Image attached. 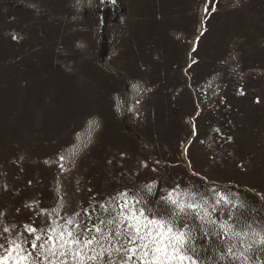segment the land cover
<instances>
[{
    "label": "rangeland",
    "instance_id": "1",
    "mask_svg": "<svg viewBox=\"0 0 264 264\" xmlns=\"http://www.w3.org/2000/svg\"><path fill=\"white\" fill-rule=\"evenodd\" d=\"M249 2L0 0V243L32 239L24 226L63 216L59 203L70 212L150 183L153 209L179 184L210 204L213 189L239 197L243 208L217 206L218 221L264 224V29H241L264 21V0L250 4L263 14L244 15ZM108 72L124 99L114 116L100 111V141L74 159L100 103L84 86ZM240 239L235 249L252 243V264L264 262V245ZM222 243L199 235L202 264H239L220 260Z\"/></svg>",
    "mask_w": 264,
    "mask_h": 264
},
{
    "label": "snow or ice",
    "instance_id": "2",
    "mask_svg": "<svg viewBox=\"0 0 264 264\" xmlns=\"http://www.w3.org/2000/svg\"><path fill=\"white\" fill-rule=\"evenodd\" d=\"M152 192L151 183L136 192L124 189L90 207L70 212L59 203L57 207L64 212L63 216L53 209L47 213V222L24 226L32 239L19 233L16 238L4 237L0 243V264H41L37 257L42 258L43 264H202L197 248L199 235L205 240L214 236L222 240L225 250L217 249L221 261L252 264L246 252L253 244L237 250L233 239L241 238L240 243H244L243 238L247 237L264 245V224L234 226L213 216L222 202L243 208L239 197L213 189L214 202L210 204L208 197L176 184L166 190L159 206L153 209L147 206ZM3 231L9 233L10 229Z\"/></svg>",
    "mask_w": 264,
    "mask_h": 264
},
{
    "label": "crops",
    "instance_id": "3",
    "mask_svg": "<svg viewBox=\"0 0 264 264\" xmlns=\"http://www.w3.org/2000/svg\"><path fill=\"white\" fill-rule=\"evenodd\" d=\"M251 1L249 2L248 6L245 7V5L243 6V11L242 13L245 15H252V14H263L264 12L261 10V7L259 8L260 10H256L257 8H253L251 7ZM263 12V13H261ZM259 19L256 21V22H250V20L248 19V17L244 18V22L242 24L243 28L242 31H246V32H251V33H248L247 36L249 39H256L257 38V35L254 34L253 32L256 30H262L264 29V21L262 18L258 17ZM238 29V28H237ZM240 29V28H239ZM253 33V34H252ZM253 35V36H252ZM259 39L261 40V36L259 35ZM194 62V61H193ZM197 62V61H195ZM95 64V63H94ZM94 67V66H93ZM86 68V63H84L83 65V69ZM87 69V68H86ZM108 77L105 78L104 77V81L103 82H100V81H97L94 83L93 86H84V89H83V94H90L91 92H95L97 94L96 97L99 96V98H94V99H97L99 103V105H97V107H93L91 108L90 110H94L95 113H92L91 115H89V122L87 123L85 129H86V134H87V137L85 138L84 142H83V145L80 147V150H79V155H74V159L75 158H79L81 156H85L86 154H89L92 152L93 148L95 147V144L94 143V137L98 134V142L100 141V136H101V132H99L101 130V120L100 118H102L100 116V111H104L105 109L108 111V113H110L112 116H114V107H115V96H119L118 99L120 98H123V93H122V85H123V78L122 76H120L119 74H115V73H112V72H108ZM158 73H160L159 75V78H167V77H170V73L166 72V71H159ZM91 74V73H90ZM93 75V74H92ZM92 75H89V76H92ZM88 76V77H89ZM207 76V75H206ZM86 77V78H88ZM93 77V80L96 79V77L92 76ZM154 77V76H153ZM98 78V77H97ZM99 79V78H98ZM262 90V89H261ZM263 92H261L262 94ZM87 95H83V99L85 101V104L87 103ZM236 100L240 99L238 97L235 98ZM264 101V97L261 98V102ZM120 102H121V99H120ZM232 113H231V117L232 118H235V114H236V110L234 108H232ZM238 120V119H237ZM239 122H244L243 120L239 119L238 120ZM83 129V130H85ZM83 130L81 132H83ZM76 141H78L76 139ZM73 144L74 147H77L78 145H80V142H76ZM94 143V144H93ZM92 146V147H91ZM72 147V148H74ZM90 148V149H89ZM74 154V153H73Z\"/></svg>",
    "mask_w": 264,
    "mask_h": 264
}]
</instances>
